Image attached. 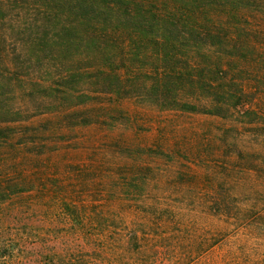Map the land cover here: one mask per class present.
Here are the masks:
<instances>
[{
  "label": "trees",
  "instance_id": "trees-1",
  "mask_svg": "<svg viewBox=\"0 0 264 264\" xmlns=\"http://www.w3.org/2000/svg\"><path fill=\"white\" fill-rule=\"evenodd\" d=\"M210 142L264 147V0H0V264L193 262L215 243L161 188L213 187Z\"/></svg>",
  "mask_w": 264,
  "mask_h": 264
},
{
  "label": "rangeland",
  "instance_id": "rangeland-1",
  "mask_svg": "<svg viewBox=\"0 0 264 264\" xmlns=\"http://www.w3.org/2000/svg\"><path fill=\"white\" fill-rule=\"evenodd\" d=\"M178 122L181 131L197 132L204 126L205 119L200 116L183 117ZM183 142L188 140L184 139ZM250 147L253 148V145ZM209 148L212 154H204L198 160L199 163H191V167L198 175H203L204 179L215 182L213 187L208 184L190 187L184 183L183 187L172 185L161 189L169 190L171 202L183 209L185 217L202 228L198 236L215 244L193 262H189V258L171 264H264V147L254 146L260 155L248 164L237 160L233 153L225 164L220 143L210 142ZM76 151L72 150L68 154L63 152L62 156L70 159L83 157V151ZM189 158L180 155L173 161L165 157L154 159L157 162L167 160L161 174L174 176L187 170L185 159ZM211 189L216 192L223 190L228 194L222 216L208 205L210 193L206 190ZM198 236L194 240L200 239ZM194 240L184 236L180 245L188 248ZM181 251H166L164 259L167 261L173 259V256H180Z\"/></svg>",
  "mask_w": 264,
  "mask_h": 264
}]
</instances>
